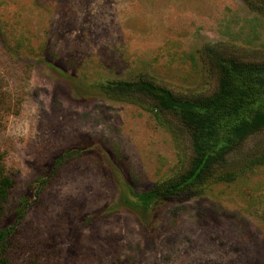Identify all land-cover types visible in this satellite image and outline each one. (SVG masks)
Instances as JSON below:
<instances>
[{"label":"rangeland","instance_id":"1","mask_svg":"<svg viewBox=\"0 0 264 264\" xmlns=\"http://www.w3.org/2000/svg\"><path fill=\"white\" fill-rule=\"evenodd\" d=\"M208 48L264 61V0H0V156L13 181L0 258L264 264V132L207 185L132 207L190 171L194 152L151 98L103 86L211 95Z\"/></svg>","mask_w":264,"mask_h":264},{"label":"trees","instance_id":"2","mask_svg":"<svg viewBox=\"0 0 264 264\" xmlns=\"http://www.w3.org/2000/svg\"><path fill=\"white\" fill-rule=\"evenodd\" d=\"M208 49V62L217 76V88L211 95L178 97L145 81L103 86L127 97L151 98L152 113L169 123L172 120L190 139L194 152L190 171L149 192L134 194V209L147 212L191 187L207 185L248 139L264 132V61H245ZM2 160L0 156V213L13 187V181L3 173ZM8 233L0 235V246ZM0 264L10 263L0 258Z\"/></svg>","mask_w":264,"mask_h":264}]
</instances>
